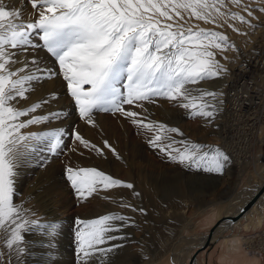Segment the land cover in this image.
Masks as SVG:
<instances>
[{
    "label": "snow or ice",
    "instance_id": "6c2138e0",
    "mask_svg": "<svg viewBox=\"0 0 264 264\" xmlns=\"http://www.w3.org/2000/svg\"><path fill=\"white\" fill-rule=\"evenodd\" d=\"M257 11L264 13V0H19L16 7L0 0V264H13V259L21 264L25 244L44 247L51 256L60 229L56 220L29 218L34 213L25 204L31 195L14 199L19 196L17 169L39 158L37 153L55 154L64 144L63 127L26 131L66 118L63 109L35 114L59 99L55 90L36 95L37 89L62 80L86 124L95 126L94 111L119 114L134 127L153 132L148 143L170 161L197 174H223L230 154L189 140L178 127L148 120L145 103L174 102L187 118L210 123L222 110L223 93L196 85L225 75L228 69L217 55L228 60L225 51H238L215 29L229 27L247 35L235 25L259 27ZM40 50L52 58L51 65L44 63ZM74 136L85 149L100 155L108 149L119 156L107 140L98 146L78 131ZM67 179L81 200L116 187L134 188L97 167H68ZM255 191L264 192V185ZM115 202L146 212L122 198ZM76 223L78 264H110L111 255L124 246L111 242L126 241L124 229L135 221L112 212ZM36 235L42 239L26 240Z\"/></svg>",
    "mask_w": 264,
    "mask_h": 264
},
{
    "label": "rangeland",
    "instance_id": "374dc122",
    "mask_svg": "<svg viewBox=\"0 0 264 264\" xmlns=\"http://www.w3.org/2000/svg\"><path fill=\"white\" fill-rule=\"evenodd\" d=\"M16 2L18 0H4V3L9 7H14ZM255 16L259 17L260 24L264 18V13L257 11ZM252 22L253 24L258 23L256 20ZM220 29L215 30L225 31ZM254 30L244 25L241 31L246 32L247 35L233 31L235 36L229 39L235 43L236 49H238V51H234L236 56L229 58L228 52L231 51L229 49L224 53L225 56L228 55V60L219 55L216 57L227 67L228 72L213 80L202 81L196 87L223 93L231 75L226 77L230 73L232 63L244 56L243 52L251 47L249 43H252L253 46ZM39 52L44 63L49 65L53 63L52 58L45 51L40 50ZM53 90L59 93V99L35 114H44L54 108L63 109L66 118L51 124L34 125L26 131L41 132L45 129L63 127L66 134L63 137L62 150H58L55 154L47 151L37 153L39 158H33L25 166L17 169L19 176L16 187L19 196L14 199L19 202L31 195L32 199L25 204V207L31 206L30 208H32L35 205L34 208L38 209L39 220L42 222L56 220L60 223V229L51 256L46 254L47 249L44 247L39 245L29 247L25 244L22 246L26 248V254L21 258L23 261L21 264H78L75 239V233L78 229L77 219L98 218L112 212L132 217L135 223L124 229V233L127 234L126 241L111 242L124 245L111 255V264H146L150 262V264H154L155 261H160L162 257L164 259L168 257L169 260H172L171 251H175L180 244L176 240L177 233L183 234L181 243L183 248L181 247V250L191 248L193 251L196 247H193L194 249L191 247L192 244L196 245V236L194 235L195 233L201 234L200 231L202 230H194L192 226L195 224V220L198 221V218L201 217V211L222 207L223 203L219 201L223 197L232 193L233 195L237 192L240 193L246 186H249L247 187L248 190L250 187L252 188L250 185L253 178L250 179V175H253L255 171L264 169L263 165L260 164V166L256 162L257 160H249L247 165L245 164L243 174L238 178V166L232 161V165L226 167L228 168L227 175H224L225 170L223 174H197L195 170H189L170 161L164 153L151 147L148 140L154 133L134 127L119 114L94 111L95 126L86 124L79 118L78 108L67 90L66 82L62 80L45 82L42 88L37 89L36 95ZM36 95L33 96L34 99L32 100L36 99ZM145 108L150 113L148 120L163 122L170 127H178L184 136L191 141L211 146L216 145L218 139L215 124L216 116L210 123L202 117L187 118L186 110L174 102L164 99H158L156 104L145 103ZM135 110L142 111L139 108ZM77 131L92 144L98 146H103V141L107 140L119 156L108 149H105L104 154L100 155L83 148L75 141L74 134ZM68 133L72 135L70 136ZM171 135L176 139H181L177 134ZM260 152L264 153V146ZM41 161L43 162L42 165ZM68 167H97L114 178L133 184V191L140 195L133 198L130 193H126L123 197L118 198L110 195L108 191H99L87 200H81L67 179ZM121 198L125 203L144 208L145 214L121 207L119 203L115 202ZM253 215L255 217L256 214ZM187 219H189L191 226H188L189 222L186 224ZM246 222L248 219L221 232L218 234L219 240L228 234L239 235L243 250L257 253L261 260L259 264H264V222L259 227L244 228ZM203 234H206V231ZM40 239L42 237L39 235L26 236V240ZM172 241H174V245ZM215 243L216 241L209 244L206 248V255L210 253L213 254V257L216 256L219 246L218 242ZM245 246H248L249 249ZM219 250L221 251V249ZM29 252L30 255L27 254ZM166 252H168V256ZM247 256L252 257L248 254ZM13 264H16V261H13ZM211 264L218 263L214 259Z\"/></svg>",
    "mask_w": 264,
    "mask_h": 264
},
{
    "label": "bare ground",
    "instance_id": "6f19581e",
    "mask_svg": "<svg viewBox=\"0 0 264 264\" xmlns=\"http://www.w3.org/2000/svg\"><path fill=\"white\" fill-rule=\"evenodd\" d=\"M18 4H19V0H18V2L15 3L14 7L18 6ZM27 7H28V11L30 12L31 11L30 6H27ZM193 22H195V21H193ZM200 26L204 27V28H213L214 27L213 25L203 24V23H201ZM235 27L239 28L241 30L244 27V25L240 24L239 22H237ZM221 29L222 30L224 29L226 31L225 34L228 35L229 38L235 36L234 35L235 32L233 33L232 28L224 27V28H221ZM253 36H254L253 38H254V42H255L257 37H258V33L256 32V28L253 31ZM246 38H248V37H246ZM237 39H239V38H237ZM249 45L252 46V43H249ZM249 49L244 51L243 55L246 56V53L249 51ZM234 51L235 50L231 49V51L228 52L229 58H232V57L236 56ZM38 54L41 55L40 52ZM235 61H237V59ZM233 64L234 63H232V65ZM229 74L230 73H228L226 75V77H228ZM34 97H32V99H34ZM250 113H251L252 117H250L249 120L247 118H244L241 121H239V122L244 123L245 126L244 127H239L238 126V131L237 132L234 131L233 133H230V136H228V135H223L222 136L220 134V133H222V131L217 128V133H218L217 138L218 139H217V143H215L216 144L215 146L220 147L222 150H224L228 154H230V162L227 164L226 167H228V165H230V164L232 165V163L234 162V164H236L238 166V168H237V171L239 172L238 173V178L243 173V169H244V167H246L245 164L247 165V161H249V160H257L256 162L259 165L261 164V165L264 166V153L260 152V150H262V148H263L262 147V143H263L264 138L262 137V135H263V132H264V124L263 123L262 124L259 123L260 121H262V120H260V118L264 117V104L261 106V108L260 107H256V109L254 111H251ZM257 120H258V123L256 122ZM253 122H254V124H253ZM219 142L220 143H224V144H219ZM251 148H252V151L250 152ZM247 152H249V153H247ZM257 154H259V155L257 156ZM227 170H228V168L225 169L224 175L228 174ZM252 178H253V180H251L252 184L250 183L251 184L250 186H252V188L250 187L251 190H250V188L248 190L247 187H249V186H246V188H244L238 194H234L233 195V193H232V194L228 195L227 197H223V199L225 201L224 202V208L221 209L219 207L216 210V214H215L216 218H218V217H220L222 215H226V214H233V213H235L238 210V208L243 204V202L262 183V181L264 179V169L262 168L258 172L255 171L253 175L251 174L250 175V179H252ZM127 179H129V177H127ZM255 182H256V184H255ZM133 190L134 189H128V188H124V187H116V188H113V189L107 190V191L109 192L110 195H113V197L117 196L118 198H120V197H123L124 194L130 193L131 196L133 198H135L134 197L135 195L133 194L134 193ZM263 202H264V192H260V194L254 200V202L239 217H237L234 220H229V219H226V218H222L219 221L218 225L215 227V229H214V231H213V233H212V235L210 237V241L212 242L213 239L216 238V235H218L221 232L227 230L228 228H232V227H235V226L239 225L242 220H247L248 219V222L245 223L244 228H249L250 226L251 227H259V226H261L262 223L264 222ZM34 207H35V205H34ZM34 207L30 208L32 210V212L34 213V215H31L29 217L30 219H33V220L36 219V218L38 219V217H39L38 213H37L38 209L34 208ZM211 211L212 210L208 211V213L209 212L211 213ZM201 212H202V214H205V212H207V211L206 210L204 211V209H203V211H201ZM213 213H215V212H213ZM254 213L256 214L255 217L253 215ZM252 217H254V218H252ZM249 219H250V221H249ZM185 222L187 224L189 222V219H187ZM188 226H191L190 222L188 223ZM177 236L178 237H176L177 238L176 240L180 244L178 243L179 247L176 248V250H180L181 247H182L180 245H181V242L183 241V234H181V232H179V233H177ZM204 237H205V235H204ZM204 237L199 238L196 241V245L200 244L203 241ZM172 242H173V245H174L175 244L174 241H172ZM220 242H222V244L225 245V248L223 249L221 255L219 256L220 257V261H222L224 263H228V264H255L256 263V261L254 260L253 257L247 256V252H245L243 250V247L241 245V238L239 239L236 234H232L230 236H226V237L222 238L220 240ZM196 245L192 244V248L195 247ZM246 248L249 249L248 246ZM176 250L175 251L172 250L174 256H178L179 255ZM202 251L203 250L198 251V253H197L196 257H195V263L194 264H197L198 254L201 253ZM21 258H23V256H21ZM21 258H20V260H21ZM13 261L15 262V259H13ZM22 262L23 261L21 260V263ZM150 263H146V264H150ZM173 264H175V263H173Z\"/></svg>",
    "mask_w": 264,
    "mask_h": 264
},
{
    "label": "built area",
    "instance_id": "2783aa9c",
    "mask_svg": "<svg viewBox=\"0 0 264 264\" xmlns=\"http://www.w3.org/2000/svg\"><path fill=\"white\" fill-rule=\"evenodd\" d=\"M256 32L258 37L246 56L238 58L230 67L231 75L224 87V102L220 106L222 110L216 115L215 123L216 128L222 131V136L237 132L238 126L244 127L245 124L239 121L244 118L249 120L252 117L250 112L264 104V18L260 26L256 27ZM260 120L262 121L259 123L264 124V117ZM262 137L264 138V132ZM220 142L219 144H224Z\"/></svg>",
    "mask_w": 264,
    "mask_h": 264
},
{
    "label": "crops",
    "instance_id": "0c3cea01",
    "mask_svg": "<svg viewBox=\"0 0 264 264\" xmlns=\"http://www.w3.org/2000/svg\"><path fill=\"white\" fill-rule=\"evenodd\" d=\"M243 174V173H242ZM241 182H243V181H241ZM241 191V190H240ZM238 193V192H237ZM236 193V194H237ZM219 202H221V203H223V206L221 207V209L222 208H224V199H221ZM219 207H215L212 211H211V213L209 212L208 213V211H210V210H206L207 212H205V214H201V217L200 218H198V221L197 220H195V224H193V226H192V229H194V230H202V231H200L201 232V234H199V233H195V235L194 236H196L195 237V241H197L199 238H201V237H204V235L205 234H203L207 229L206 228H208L211 224H212V222L215 220V219H217L216 217H215V214H216V210L218 209ZM263 210H264V202H263ZM213 212H215V213H213ZM245 220H242V222H244ZM229 229V228H228ZM240 229V228H239ZM203 234V235H202ZM201 235V236H200ZM237 235V234H236ZM218 235H216V237H217ZM227 236H230L229 234L227 235ZM241 236V235H240ZM238 238H239V235H238ZM217 239V240H216ZM240 239V238H239ZM190 240H192V239H190ZM193 241V240H192ZM214 241H216V243L218 244V246H219V248H218V251H217V253H216V256L215 257H213V254H210V253H207V255H206V251H207V249L205 250H203L201 253H199L198 254V257H197V264H211V261H214V259L216 260V262L218 263V264H228V263H224V262H222V261H220V255H221V253H222V251H223V249L225 248V245H223L222 244V242H221V245H219V242H220V240H219V236L217 237V238H214L213 239V241L212 242H214ZM182 243V242H181ZM215 243V244H216ZM182 245V244H181ZM180 245V246H181ZM191 247H192V245H191ZM219 249H221V251L219 250ZM177 252H179L178 254V256H174V254H173V251H171V258H172V260H169L168 259V257H167V259H164L163 257L161 258V260L160 261H155L156 263H154V264H173V263H175V264H186V261H187V259H188V257H189V255L191 254V251H192V249L190 248H188V249H185V250H176ZM180 252H182V253H180ZM203 252H204V257H203ZM221 252V253H220ZM248 253V255H251L253 258H254V260L256 261V263L255 264H259V262L261 261L260 260V256L257 254V253H254V252H252V251H247ZM168 254V252H166V255ZM220 254V255H219ZM168 256V255H167ZM159 260V259H158Z\"/></svg>",
    "mask_w": 264,
    "mask_h": 264
},
{
    "label": "water",
    "instance_id": "95a60500",
    "mask_svg": "<svg viewBox=\"0 0 264 264\" xmlns=\"http://www.w3.org/2000/svg\"><path fill=\"white\" fill-rule=\"evenodd\" d=\"M261 185H264V179H263L262 183L259 185V187ZM259 194H260V192L257 194L256 191H254L243 202V204L238 208V210L235 213L222 215V216L218 217L217 219H215L212 222V224L207 228L206 234H205V237H204L203 241L200 244L196 245L195 249L189 255V257H188V259L186 261V264H194L195 263V257L197 255L198 251L204 250V249H206L209 246V244L211 243L210 237H211V235H212L215 227L218 225L219 221L222 218H226V219H229V220L236 219L237 217H239L254 202V200L258 197ZM241 209H243V211H241Z\"/></svg>",
    "mask_w": 264,
    "mask_h": 264
}]
</instances>
